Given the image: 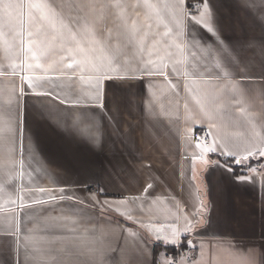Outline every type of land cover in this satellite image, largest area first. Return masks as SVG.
Listing matches in <instances>:
<instances>
[{
  "label": "crops",
  "instance_id": "0c3cea01",
  "mask_svg": "<svg viewBox=\"0 0 264 264\" xmlns=\"http://www.w3.org/2000/svg\"><path fill=\"white\" fill-rule=\"evenodd\" d=\"M5 2L0 264H264V0Z\"/></svg>",
  "mask_w": 264,
  "mask_h": 264
},
{
  "label": "built area",
  "instance_id": "2783aa9c",
  "mask_svg": "<svg viewBox=\"0 0 264 264\" xmlns=\"http://www.w3.org/2000/svg\"><path fill=\"white\" fill-rule=\"evenodd\" d=\"M193 5H195V7H193ZM189 8L193 12H198L200 10V2L198 1L190 2ZM196 136L199 141H203L206 143L209 142V132L207 129L201 130L200 132L197 133ZM95 191L98 192L97 189H95ZM196 253L197 251L193 245L191 244L184 245L180 243L177 246H175L173 249L167 251L166 256L172 261L171 264H177L180 258H184L188 262L192 261L195 258Z\"/></svg>",
  "mask_w": 264,
  "mask_h": 264
},
{
  "label": "snow or ice",
  "instance_id": "6c2138e0",
  "mask_svg": "<svg viewBox=\"0 0 264 264\" xmlns=\"http://www.w3.org/2000/svg\"><path fill=\"white\" fill-rule=\"evenodd\" d=\"M204 2H205V6H206V0H204ZM20 7H22V6L19 4H15L12 2L6 3L5 0H0V27H2L4 23L10 24L12 22V19H13L12 12L10 10L14 9V8H20ZM175 7L180 8L182 10L184 7V0H178V3L175 5ZM193 7H195V5H193ZM191 19L195 20V16L194 15L191 16ZM197 23H198V21H197ZM69 67H71V65H69ZM214 150L215 149L212 147L206 149V151H214ZM258 151H260V150H258ZM228 154L231 155V153H228ZM260 155L264 156V151H260ZM244 158H247V157H244ZM236 162L239 163L240 161L237 160ZM185 231H187V228L185 229Z\"/></svg>",
  "mask_w": 264,
  "mask_h": 264
},
{
  "label": "trees",
  "instance_id": "16d2710c",
  "mask_svg": "<svg viewBox=\"0 0 264 264\" xmlns=\"http://www.w3.org/2000/svg\"><path fill=\"white\" fill-rule=\"evenodd\" d=\"M224 162H226V163H230L233 167H235V168H238L239 166V164L237 163V162H232V160H229V159H225V158H221ZM258 159H255V158H250L249 157V162H248V166L249 165H252V164H254V163H256V161H257ZM170 247H172V246H170ZM169 247V248H170Z\"/></svg>",
  "mask_w": 264,
  "mask_h": 264
}]
</instances>
